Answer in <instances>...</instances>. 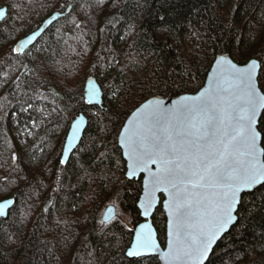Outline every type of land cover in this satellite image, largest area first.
I'll use <instances>...</instances> for the list:
<instances>
[{"label": "trees", "instance_id": "obj_1", "mask_svg": "<svg viewBox=\"0 0 264 264\" xmlns=\"http://www.w3.org/2000/svg\"><path fill=\"white\" fill-rule=\"evenodd\" d=\"M70 3L35 44L16 48ZM2 6L0 200L13 196L15 203L0 219V264H159L157 255L126 254L143 220L142 176L127 177L119 131L145 99L198 91L219 54L239 63L258 58L264 91V0H0ZM90 76L102 86L103 105L84 98ZM80 110L88 125L64 163ZM259 129L264 146V111ZM114 199L128 223L102 221ZM237 213L206 264H264V182L243 194ZM152 218L165 245L162 204Z\"/></svg>", "mask_w": 264, "mask_h": 264}, {"label": "water", "instance_id": "obj_2", "mask_svg": "<svg viewBox=\"0 0 264 264\" xmlns=\"http://www.w3.org/2000/svg\"><path fill=\"white\" fill-rule=\"evenodd\" d=\"M72 6L55 10L16 48L24 52L35 44ZM7 11V6L0 7V21ZM260 69L256 57L239 63L229 54H219L198 91L175 97L153 95L128 115L118 144L127 177L142 176L138 206L143 220L134 227L127 256L157 255L159 264H206L218 241L237 222L243 194L264 182ZM84 98L89 104L103 105V89L96 77L87 78ZM87 125L88 117L80 110L65 138L64 163ZM14 203L13 196L0 200V219L9 215ZM160 204L166 213L165 245L152 218ZM116 214V205L110 203L102 220L109 222Z\"/></svg>", "mask_w": 264, "mask_h": 264}, {"label": "rangeland", "instance_id": "obj_3", "mask_svg": "<svg viewBox=\"0 0 264 264\" xmlns=\"http://www.w3.org/2000/svg\"><path fill=\"white\" fill-rule=\"evenodd\" d=\"M110 203H114L115 205H116V207H117V214H116V216L114 217V218H116V217H120V218H122L123 220H125L127 223H128V219L125 217V214L121 211V209L118 207V199H114V201L113 202H110ZM110 203H108V204H106L105 206H104V209H103V211H102V214H101V217H102V215H103V212H104V210H105V208L107 207V205H109ZM113 218V219H114ZM103 221V220H102ZM104 222V221H103ZM110 222V221H109Z\"/></svg>", "mask_w": 264, "mask_h": 264}]
</instances>
